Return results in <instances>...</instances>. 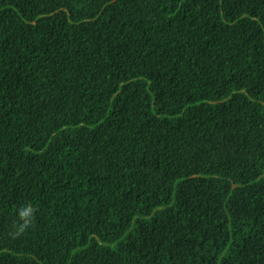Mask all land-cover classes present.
<instances>
[{
  "label": "trees",
  "instance_id": "1",
  "mask_svg": "<svg viewBox=\"0 0 264 264\" xmlns=\"http://www.w3.org/2000/svg\"><path fill=\"white\" fill-rule=\"evenodd\" d=\"M0 264H264V0H0Z\"/></svg>",
  "mask_w": 264,
  "mask_h": 264
},
{
  "label": "clouds",
  "instance_id": "2",
  "mask_svg": "<svg viewBox=\"0 0 264 264\" xmlns=\"http://www.w3.org/2000/svg\"><path fill=\"white\" fill-rule=\"evenodd\" d=\"M37 210L31 203L17 210L16 218L12 224V231L9 233L11 238H19L33 226Z\"/></svg>",
  "mask_w": 264,
  "mask_h": 264
}]
</instances>
